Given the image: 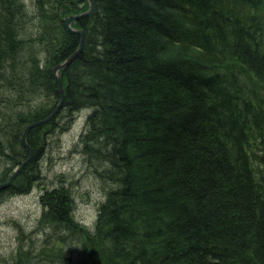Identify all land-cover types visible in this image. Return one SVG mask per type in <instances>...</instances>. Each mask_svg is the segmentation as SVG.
<instances>
[{
	"label": "trees",
	"instance_id": "obj_1",
	"mask_svg": "<svg viewBox=\"0 0 264 264\" xmlns=\"http://www.w3.org/2000/svg\"><path fill=\"white\" fill-rule=\"evenodd\" d=\"M93 4L59 70L64 102L29 129L33 156L0 194L39 182L45 127L86 109L74 148L103 199L79 221L76 179L58 175L0 264H264V0ZM88 7L0 0V183L60 99L52 68L80 39L62 18Z\"/></svg>",
	"mask_w": 264,
	"mask_h": 264
},
{
	"label": "rangeland",
	"instance_id": "obj_2",
	"mask_svg": "<svg viewBox=\"0 0 264 264\" xmlns=\"http://www.w3.org/2000/svg\"><path fill=\"white\" fill-rule=\"evenodd\" d=\"M74 23L72 27L81 29ZM86 115L87 110L82 109L73 114L70 121L69 118L56 117V128L48 124L45 127L48 130L45 156L39 161V182H35L26 193L7 191L0 194V256L8 255L16 247L21 229L28 232L38 228L41 212L39 197L45 187L54 186L52 181L60 174L65 175L66 181L76 179L72 191L75 217L87 224L94 221L103 193L95 175L88 170L84 155L76 150L77 147L74 148L84 132Z\"/></svg>",
	"mask_w": 264,
	"mask_h": 264
},
{
	"label": "water",
	"instance_id": "obj_3",
	"mask_svg": "<svg viewBox=\"0 0 264 264\" xmlns=\"http://www.w3.org/2000/svg\"><path fill=\"white\" fill-rule=\"evenodd\" d=\"M88 2H89V8L87 10L80 12L78 14H70V15L65 16L63 18V23H64V26L66 27V29L71 33L78 34L79 37L81 38V40H80L78 47L76 48V50L72 54H70L64 61L60 62L59 64L55 65L52 68L53 77L56 80L57 85H58V90L60 93V99H59L58 103L56 104V106L54 107V109L45 118H42L40 120L29 123L24 128L21 140H22V144L24 145V147L27 148L29 155L21 164H19L14 169L13 173L10 175L9 179L6 182L0 183V190L5 189L6 187H8L12 183L13 179L17 176V174L19 173V171L21 170L23 165L27 161H29L31 159V157L33 156V151L26 141V135H27V132L29 131V129L54 118L58 114V112H59V110H60V108L64 102L65 92H64L61 74H60L59 70L66 67L78 55V53L81 49L83 30L82 29H76V28L72 27L71 25L74 21L79 20L83 17H87V16L92 14L93 9H94L93 0H88Z\"/></svg>",
	"mask_w": 264,
	"mask_h": 264
},
{
	"label": "bare ground",
	"instance_id": "obj_4",
	"mask_svg": "<svg viewBox=\"0 0 264 264\" xmlns=\"http://www.w3.org/2000/svg\"><path fill=\"white\" fill-rule=\"evenodd\" d=\"M89 8V7H88ZM83 12V11H82ZM78 14V13H77ZM90 16V15H89ZM88 17V16H87ZM77 21V20H76ZM84 39H85V31H83V38H82V44H81V49H82V46H83V44H84ZM80 40H81V38L79 39V43H80ZM80 49V50H81Z\"/></svg>",
	"mask_w": 264,
	"mask_h": 264
}]
</instances>
